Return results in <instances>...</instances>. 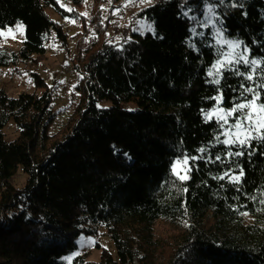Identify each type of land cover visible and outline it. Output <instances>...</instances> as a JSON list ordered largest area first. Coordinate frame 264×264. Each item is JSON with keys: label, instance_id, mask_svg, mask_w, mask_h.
I'll list each match as a JSON object with an SVG mask.
<instances>
[{"label": "trees", "instance_id": "1", "mask_svg": "<svg viewBox=\"0 0 264 264\" xmlns=\"http://www.w3.org/2000/svg\"><path fill=\"white\" fill-rule=\"evenodd\" d=\"M207 5L224 35L260 61L255 69L231 64L219 84L211 82L212 38L192 32V24L201 32ZM46 7L85 23L56 0H0V29L24 26L18 51H0V74L17 62L40 63L52 37L66 47ZM136 18L151 22L153 32L123 30L119 44L94 45L76 64L78 102L56 133L52 87L42 78L33 74L32 93L9 98L0 89V264H65L78 238L99 229L116 258L96 245L98 261L85 251L70 264H264V141L226 146L220 124L203 118L218 97L225 110L246 102L244 87L264 78V0H154ZM91 23L104 33L98 13ZM257 91L264 100V89ZM11 120L18 134L6 141ZM185 158L188 175L180 179L172 167ZM19 172L26 181L16 188ZM160 221L175 232L158 236Z\"/></svg>", "mask_w": 264, "mask_h": 264}, {"label": "rangeland", "instance_id": "2", "mask_svg": "<svg viewBox=\"0 0 264 264\" xmlns=\"http://www.w3.org/2000/svg\"><path fill=\"white\" fill-rule=\"evenodd\" d=\"M56 1L60 8L68 12L74 11L80 17L84 18L85 23L73 18L61 19L51 7H46V12L50 19L54 23L62 26L66 47L63 46L60 40L52 37L46 45V54L40 63L17 62L15 65L2 69L0 74V89H3L9 98L15 97L20 92L32 93L34 91L33 74L38 75L45 83L47 82L48 87H52V103L49 110H51V114L56 116V119L50 129L51 134L56 133L65 126L78 102L79 93L77 91V85L82 75L80 74V68H77L76 64L82 63L83 57L90 51L91 47L94 45L95 47H99L103 41L111 44H119L123 38L122 31L127 29L133 33L142 35L153 32V24L151 22L136 17L139 11L153 4L154 0H121L117 3L105 0L99 6L95 5L94 0H83L79 6L74 5L72 0ZM209 8L212 9L211 12H209ZM192 11V8H187L184 12L187 13L186 17L191 21L194 18L191 14ZM95 13L99 14L100 26L105 29L103 34H98L91 23ZM71 21L75 22L72 23ZM198 21V27L201 28V32L197 31V26L192 24L193 34L203 36L206 41L211 37L213 47L217 52V59L211 66L208 74L209 72L215 73L213 66L217 64L218 60L225 64L224 67L237 64L235 62L228 64L227 61L229 59L235 60L241 55L249 60L248 52L242 47V44L234 38H228L224 35L218 25V17L214 15V9L211 5L205 7L203 15ZM9 30H11V33H9ZM0 32L4 33V35H0V51L9 53L17 52L24 41V26L21 23H17L12 27L0 29ZM226 41L238 42L239 46L230 47L228 43H225ZM76 54H79L78 61H74ZM224 67L220 69V74ZM209 76L212 83L216 79H220V75L213 74ZM40 93L41 91L37 92L38 95ZM216 100L217 103L214 109L205 112L203 118L206 121L215 120L220 124L224 141L228 139V136L225 135L226 132L235 131L234 128L230 129V125L234 124L236 117L235 115L227 117L228 124L225 125L219 119V116L224 114L220 110L225 109L220 106L221 99L216 98ZM129 108L131 107L129 106ZM263 131L264 129L260 133H253V135H260ZM3 133L6 141L15 139L18 131L12 120L9 121ZM225 145L229 147L233 145L240 146L239 144ZM174 166L176 172L180 173V176L187 177L189 162L187 165L183 164V161L179 164L177 161L174 163L172 172L178 176L173 171ZM25 181L26 175L23 172H19L15 176L13 184L16 188H20L25 184ZM4 217L7 218V215ZM155 232L158 236H168L175 232V229L169 223L160 221L155 226ZM82 238L85 241L83 244L81 243ZM89 238L95 243L91 245L87 244L86 241ZM76 244L77 251L64 259L65 264H70L72 259L77 256L76 253L81 254L85 251L90 252L91 260L98 261L100 251L95 248L96 245L108 250L113 258H116L115 247L111 239L105 236L103 229H99L98 233L93 236L81 235ZM133 264H137V262L135 261Z\"/></svg>", "mask_w": 264, "mask_h": 264}, {"label": "snow or ice", "instance_id": "3", "mask_svg": "<svg viewBox=\"0 0 264 264\" xmlns=\"http://www.w3.org/2000/svg\"><path fill=\"white\" fill-rule=\"evenodd\" d=\"M221 3H223V0H221ZM70 10V9H69ZM212 9L209 8V12H211ZM184 15H187V13H184ZM194 19V18H193ZM74 23L75 21H71ZM22 27V26H20ZM151 30V28H150ZM194 31V30H193ZM9 33H11V30H9ZM0 35H4V33L0 32ZM14 38V36H13ZM225 43H228L230 47H238L239 43H233L230 41H226ZM247 50V49H245ZM240 63L243 62L244 64H251L253 69L260 63V61L253 59L251 61L245 59L242 55L233 60L229 59L227 61L228 64L231 63ZM225 64L221 61H217V64L213 67L215 68V73L209 72V75H220V69L223 68ZM262 72H264V69H261ZM240 75H244L243 73H238ZM247 80H252V75H247L245 77ZM214 83L219 84L220 80L216 79ZM257 88L264 89V78L261 79V82L257 85ZM257 88L252 87H244V92L251 93V97H244V100L246 102L244 103H236L230 110L221 109L220 111L224 114L219 116V119L224 122L225 125L228 124L227 117L235 115V122L234 124L230 125V129L234 128L235 131H229L226 132L225 135L228 136V139L222 141L224 144H239L241 147L244 146H250V141L253 139H258L261 141H264V135H253V133H260L262 129H264V100H261L260 92L257 91ZM217 99H220L218 97ZM129 111H132V109H129ZM210 118V117H209ZM219 139V137H217ZM199 151H204V149H199ZM232 155H241L243 153H230ZM219 158V157H218ZM192 159H196V157H193ZM177 163H181L180 161H177ZM188 159L185 158L183 160V164L187 165ZM173 171L179 176L180 179H186V176H180L179 172H176L175 166L173 168ZM243 174V171L241 170V175ZM223 177H221L222 179ZM234 181H239V176L233 177ZM81 243H85L83 238L81 239ZM87 244L91 245L95 242L92 241L90 238L86 241ZM77 255L79 253H76Z\"/></svg>", "mask_w": 264, "mask_h": 264}, {"label": "built area", "instance_id": "4", "mask_svg": "<svg viewBox=\"0 0 264 264\" xmlns=\"http://www.w3.org/2000/svg\"><path fill=\"white\" fill-rule=\"evenodd\" d=\"M64 21V20H63ZM4 215H7V219H11V217L13 216V211L12 210H8L7 212L4 213ZM6 219V220H7Z\"/></svg>", "mask_w": 264, "mask_h": 264}]
</instances>
